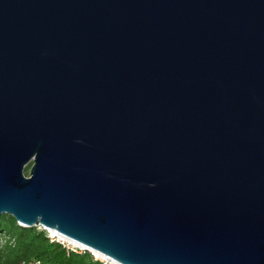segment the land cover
<instances>
[{
    "label": "water",
    "instance_id": "obj_1",
    "mask_svg": "<svg viewBox=\"0 0 264 264\" xmlns=\"http://www.w3.org/2000/svg\"><path fill=\"white\" fill-rule=\"evenodd\" d=\"M3 214L114 264H264V0H0Z\"/></svg>",
    "mask_w": 264,
    "mask_h": 264
},
{
    "label": "trees",
    "instance_id": "obj_2",
    "mask_svg": "<svg viewBox=\"0 0 264 264\" xmlns=\"http://www.w3.org/2000/svg\"><path fill=\"white\" fill-rule=\"evenodd\" d=\"M0 264H107L89 251L66 248L45 228L22 227L12 215L0 216Z\"/></svg>",
    "mask_w": 264,
    "mask_h": 264
},
{
    "label": "built area",
    "instance_id": "obj_3",
    "mask_svg": "<svg viewBox=\"0 0 264 264\" xmlns=\"http://www.w3.org/2000/svg\"><path fill=\"white\" fill-rule=\"evenodd\" d=\"M38 228H44L43 226H37ZM46 229V228H45ZM47 230V232H48V236H49V238L51 239V240H54V241H59L60 243H62V245H64L66 248H68V249H72V250H78V251H86L84 248H82L80 245H78V244H75V243H73V241L71 240H68V239H62V236H60L59 234H57V233H54V232H52V231H50V230H48V229H46ZM4 238H3V236L2 237H0V242H4V240H3ZM87 251H89L92 255H93V257H94V259H97V260H103L104 262H106L107 264H114L113 262H111L110 260H108L107 258H105L103 255H101V254H99L98 252H95V251H93V250H91V249H87Z\"/></svg>",
    "mask_w": 264,
    "mask_h": 264
},
{
    "label": "rangeland",
    "instance_id": "obj_4",
    "mask_svg": "<svg viewBox=\"0 0 264 264\" xmlns=\"http://www.w3.org/2000/svg\"><path fill=\"white\" fill-rule=\"evenodd\" d=\"M28 169H29V165L26 166V168L24 169V174H25V175H28Z\"/></svg>",
    "mask_w": 264,
    "mask_h": 264
},
{
    "label": "bare ground",
    "instance_id": "obj_5",
    "mask_svg": "<svg viewBox=\"0 0 264 264\" xmlns=\"http://www.w3.org/2000/svg\"><path fill=\"white\" fill-rule=\"evenodd\" d=\"M62 239H64L63 237H62ZM66 239V238H65ZM73 241V240H72ZM73 243H75V244H77L76 242H73ZM79 245V244H78Z\"/></svg>",
    "mask_w": 264,
    "mask_h": 264
}]
</instances>
